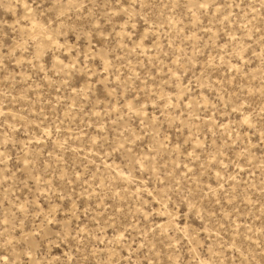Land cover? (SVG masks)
Instances as JSON below:
<instances>
[{
  "label": "rangeland",
  "instance_id": "1",
  "mask_svg": "<svg viewBox=\"0 0 264 264\" xmlns=\"http://www.w3.org/2000/svg\"><path fill=\"white\" fill-rule=\"evenodd\" d=\"M0 264H264V0H0Z\"/></svg>",
  "mask_w": 264,
  "mask_h": 264
}]
</instances>
